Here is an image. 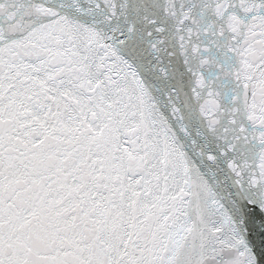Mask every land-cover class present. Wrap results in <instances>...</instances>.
Masks as SVG:
<instances>
[{
  "label": "snow or ice",
  "instance_id": "6c2138e0",
  "mask_svg": "<svg viewBox=\"0 0 264 264\" xmlns=\"http://www.w3.org/2000/svg\"><path fill=\"white\" fill-rule=\"evenodd\" d=\"M0 264H264V0H0Z\"/></svg>",
  "mask_w": 264,
  "mask_h": 264
}]
</instances>
